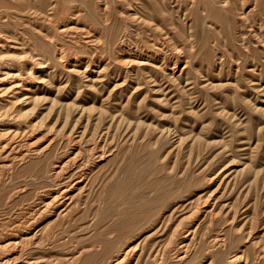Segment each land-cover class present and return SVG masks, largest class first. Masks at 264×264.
Here are the masks:
<instances>
[{
	"label": "rangeland",
	"instance_id": "obj_1",
	"mask_svg": "<svg viewBox=\"0 0 264 264\" xmlns=\"http://www.w3.org/2000/svg\"><path fill=\"white\" fill-rule=\"evenodd\" d=\"M4 9L0 30L23 33L46 66L17 105L43 151L2 172L0 236L55 186L52 163L77 137L105 154L76 205L33 227L30 264H108L124 246L122 264H264V0H0ZM64 23L85 30L56 33Z\"/></svg>",
	"mask_w": 264,
	"mask_h": 264
},
{
	"label": "bare ground",
	"instance_id": "obj_2",
	"mask_svg": "<svg viewBox=\"0 0 264 264\" xmlns=\"http://www.w3.org/2000/svg\"><path fill=\"white\" fill-rule=\"evenodd\" d=\"M9 15L7 9L0 11V22L6 21ZM52 15L53 12L50 10L46 14L47 19L51 21ZM70 24H55L54 30L58 34L72 33L73 30H85V28H77ZM86 31L87 34H84V37L87 39L90 34ZM63 53L61 47L56 48V58L62 59L64 57ZM45 66L43 61L35 57L33 50L28 49L27 38L23 33L13 32L9 34L0 30V176L4 170L11 167L15 162L32 155H38L43 151L40 149L41 147L36 148L31 145L30 141V143L28 142L29 131H33V126L29 123H22V113L17 109V105L20 103L19 93L24 85L30 82L28 81L30 75L33 72H42ZM99 141L93 140L88 146L86 145V148H83L80 145L79 138L72 137L69 140L65 155L52 163L48 174L56 181L55 186L40 193L36 202L30 207L28 214L13 225L14 227L10 228V231L7 230L8 232H4L5 234L0 236V264H30L34 262L29 257V250L36 242L37 233L32 232L33 227L49 217H54V219L63 218L70 207L76 205L79 195L85 190L86 183L84 181L88 180L89 172L105 154L106 150ZM200 206L202 207V203ZM46 230L47 228L44 226L37 228V231L41 233L46 232ZM192 233V229L186 230L183 237L192 238ZM211 243L212 245H219L223 243V237L216 235L211 239ZM185 246V243L180 244L179 250L175 254L176 262L185 257ZM131 252V248L124 246L119 255L108 264H122ZM240 258L239 254H234L230 260H239Z\"/></svg>",
	"mask_w": 264,
	"mask_h": 264
}]
</instances>
